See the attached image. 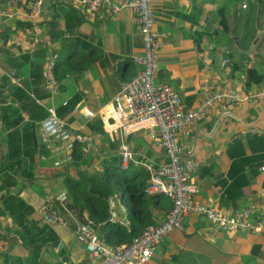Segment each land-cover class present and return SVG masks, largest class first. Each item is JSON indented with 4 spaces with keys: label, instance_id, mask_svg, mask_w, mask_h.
I'll use <instances>...</instances> for the list:
<instances>
[{
    "label": "crops",
    "instance_id": "1",
    "mask_svg": "<svg viewBox=\"0 0 264 264\" xmlns=\"http://www.w3.org/2000/svg\"><path fill=\"white\" fill-rule=\"evenodd\" d=\"M32 1L14 0L18 13L0 17V89L7 85L8 91L6 101L0 102V177L2 172L14 176L19 183L9 193H19L34 208L29 218L52 229L56 237L41 234L35 236L37 247L27 245L13 218L1 211L0 264H92L85 244L77 237L84 222L72 211L62 214L57 209L65 223L47 222L43 211L54 196L67 194V176L78 178L81 171H104L106 161L121 157L122 142L134 151L130 164L145 168L137 162L142 157L155 166L167 160L165 150L157 145L158 130H108L103 119L107 116L108 122L115 123V96L122 83L135 77L141 67L135 57L144 52L143 37L129 8L113 13L111 6L105 4L95 16H89L85 8L74 6L70 0H44L41 41L30 50L27 46L34 38L33 21L29 19ZM0 2L2 8L7 7L8 0ZM152 3L155 30L161 40L158 81L168 83L179 93L184 109L198 105L202 97L200 86L205 82L222 81L246 92L264 91L263 86L248 84L247 72L255 68L264 73V0H152ZM224 3L228 4V30L220 27L218 14ZM254 18L257 37L252 42L242 40L248 26L253 28ZM6 25L10 30L5 31ZM50 46L59 53V59L81 55L82 64L86 65L85 70L68 72L58 81L61 86L55 93L46 89L43 75ZM253 46L250 55L239 50L249 51ZM26 56L31 59L26 60ZM226 58L230 62L223 64ZM236 64L239 67H234ZM41 72L42 87L34 86L33 77L36 80L37 75L41 80ZM12 74L21 85L12 81ZM13 86L42 94L46 90L51 96L44 100L38 97L37 101L47 115V108L55 106L69 127L95 137L94 150L83 152L79 146L82 157L76 158L73 152L69 164L55 166L51 142L41 132L42 120L34 123L21 107L19 118L10 107L19 105L10 94ZM73 98L79 99L73 109L61 112ZM87 109L93 112L92 116L84 114ZM251 128L264 129V97L216 103L206 118L179 130L183 159L202 162L193 172L200 188L196 200L211 202L220 211L252 205L264 217L261 170L264 134L248 132ZM67 199L58 200L65 203ZM110 199L116 202L118 221L111 220ZM109 204L110 221L130 228L131 220L120 197L111 196ZM171 208L172 201L166 197L161 210H156L159 223L167 219ZM92 221L94 230L106 240L108 227L102 229L105 223L97 225ZM32 253L37 257L35 260L30 258ZM152 261L153 264H264V229L261 233L221 230L204 216L190 215L184 219L183 229L173 230L160 242Z\"/></svg>",
    "mask_w": 264,
    "mask_h": 264
},
{
    "label": "built area",
    "instance_id": "2",
    "mask_svg": "<svg viewBox=\"0 0 264 264\" xmlns=\"http://www.w3.org/2000/svg\"><path fill=\"white\" fill-rule=\"evenodd\" d=\"M14 0H8L6 8L1 7L0 17H12L18 13L14 7ZM76 7H83L89 16L96 13L105 5L111 6L116 13L121 8L133 11V20L139 25L144 42V52L135 57L141 66L137 75L122 83L115 96L113 118L115 123L108 122L103 116L108 130L123 129L137 132L141 129H155L159 131L157 145L165 150L167 160L159 166L147 162L142 157L138 163L144 166L150 174L147 192L151 195L162 194L172 201V208L167 219L159 224L151 225L132 242L112 244L101 237L93 227V221L87 219L80 225L78 239L85 244L92 264H153V256L158 245L173 230L184 228V219L190 215L206 217L221 230H247L261 233L264 229V217L258 213L256 206H245L220 211L211 202H200L196 195L200 188L193 178V172L201 165V161L193 158L183 159L182 148L178 142L179 130L193 127L207 117L208 111L219 102H247L264 97V91L246 92L233 88L222 81L200 86L202 97L198 105L185 110L179 93L168 83L159 82L160 73L159 49L161 47L160 34L155 30V13L152 0H70ZM44 0H33L29 19L33 21L34 38L28 43L33 50L41 41L43 28L40 18L43 13ZM1 28V21H0ZM59 53L50 46L43 70L45 87L50 93L60 90L56 78L55 68ZM230 58L223 59V64L229 63ZM12 81L21 85L15 74ZM48 116L40 123L41 132L51 142L50 149L56 158L55 166L62 167L73 159L76 146L83 152H91L96 146L95 137L73 129L61 119L55 106H49ZM86 116L93 112L86 110ZM264 134V129L251 128L248 132ZM247 132V133H248ZM122 165H128L134 160V151L127 143L120 146ZM264 171V166L261 167ZM57 199L65 201L67 194L61 193ZM111 220L118 221L116 202L110 199ZM125 210V206L121 205ZM43 218L47 222L65 223L63 218L53 208L52 204L45 205ZM123 223V221H122Z\"/></svg>",
    "mask_w": 264,
    "mask_h": 264
},
{
    "label": "trees",
    "instance_id": "3",
    "mask_svg": "<svg viewBox=\"0 0 264 264\" xmlns=\"http://www.w3.org/2000/svg\"><path fill=\"white\" fill-rule=\"evenodd\" d=\"M227 9L228 4L224 3L218 11L220 27L223 28V30H228L230 27V18L227 16ZM255 23H257V20L254 18L253 28H251L253 29L252 33L250 26H248V31L246 35L242 37V40H249L252 42L257 37L258 30L256 29L257 24ZM6 30H10L9 25L5 26V31ZM68 43H70V45L72 44V42ZM242 56L249 58L246 55ZM30 59L29 56H26V60ZM83 59L81 55L73 59H69V57L58 59L55 68L57 80L61 82V79H63L68 72L85 70L86 65L82 64ZM33 61L34 60H32V62ZM234 67L237 68L239 66L236 64ZM247 72L249 85L254 83L264 87V73L259 72L255 68H250ZM42 83L43 78L41 72V80L36 75V80L33 77L32 84L42 87ZM6 86L7 85H4L3 88L0 89V102L6 101V93L8 92ZM30 93H33L34 97H32ZM10 94L14 103L19 102L18 106H10L19 118L20 113L18 107H21L34 123L48 116L46 109L37 101L38 97V99L44 100L51 96L46 90L42 94L41 91L33 90V92H28L23 87L13 86L12 89L10 88ZM78 100L79 99L76 98L70 99L67 107L62 108L60 111L73 109V105H75ZM9 108L7 109L10 110ZM45 149H43L44 152L47 151V149ZM79 149L80 147L77 146L74 150V156L76 158L82 157ZM13 166L12 164V169ZM79 175L78 178L67 176L65 179L66 192L68 195V199L65 203L60 202L57 197L54 196L48 204H52L53 208L57 209L62 214H65L68 210L72 211L78 216L81 222L86 221L85 214H87L88 218L94 220L97 225L105 223L104 225L106 227L102 226V229L108 227L105 237L106 240L112 244L132 242L151 225L159 224L156 218L157 212L161 210V204L166 201L167 196L162 194L151 195L147 192L150 175L145 168L129 164L127 169H123L122 158L118 156L105 162L104 171H96L94 173L81 171ZM31 180L32 179H29V181ZM17 183L19 182L13 175L2 172L0 177V202L3 207L0 208V212L2 211L5 215H9L13 218L14 223L19 226L18 233L27 245L30 243L37 247L38 241L35 240V236H40L42 234L43 237L47 238L50 235L55 236V234L49 227L40 226L37 221L29 218L34 212V208L24 199L20 198L19 193H9L12 187ZM113 195H118L121 202L126 206L128 216L131 220L130 228L110 221L109 198ZM30 258L35 260L37 257L32 253L30 254Z\"/></svg>",
    "mask_w": 264,
    "mask_h": 264
},
{
    "label": "water",
    "instance_id": "4",
    "mask_svg": "<svg viewBox=\"0 0 264 264\" xmlns=\"http://www.w3.org/2000/svg\"><path fill=\"white\" fill-rule=\"evenodd\" d=\"M257 41H258V39L255 41V44L257 43ZM237 44H239V41L237 40ZM237 47H239V46H237ZM239 49V48H238ZM253 49H254V46L249 50V51H244V50H241V49H239L240 51H243V52H245L246 54H251L252 52H253Z\"/></svg>",
    "mask_w": 264,
    "mask_h": 264
},
{
    "label": "rangeland",
    "instance_id": "5",
    "mask_svg": "<svg viewBox=\"0 0 264 264\" xmlns=\"http://www.w3.org/2000/svg\"><path fill=\"white\" fill-rule=\"evenodd\" d=\"M64 167H65V165H64ZM115 199L118 200V197H115Z\"/></svg>",
    "mask_w": 264,
    "mask_h": 264
}]
</instances>
